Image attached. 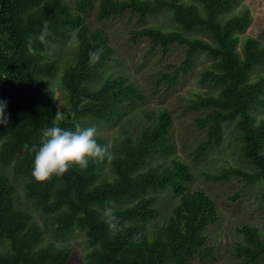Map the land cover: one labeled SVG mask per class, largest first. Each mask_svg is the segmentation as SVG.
I'll return each mask as SVG.
<instances>
[{"label": "trees", "instance_id": "1", "mask_svg": "<svg viewBox=\"0 0 264 264\" xmlns=\"http://www.w3.org/2000/svg\"><path fill=\"white\" fill-rule=\"evenodd\" d=\"M238 2L100 0L97 16L108 18L127 9L141 19L166 13L171 28L142 27L131 37L148 38L151 51L157 46L185 48L180 65L160 73L159 82L166 86L191 67L198 53L211 59L199 80L212 89L187 105L208 110L195 118L206 135L197 144L195 158L221 144L224 128L233 124L241 153L254 172L226 166L211 177L239 176L254 183L264 180V116L254 114L264 105V74L255 72L264 68V45L239 35L251 18L248 8L228 15ZM92 4L93 0H75V7L66 0H0V100L6 101L7 118L0 123V243L7 246L0 252V264H71L68 246L42 242L41 226L21 205L4 168L22 180L26 197L50 219L57 235L65 238L75 229L83 231L88 264H194V258L202 260L212 253L204 230L216 221L218 208L204 190L191 188L193 175L186 163H150L173 150L167 110L147 111L148 122L137 134L119 139L109 150L110 159H90L85 169L73 165L45 181L32 175L33 153L26 145L39 146L42 129L59 124L74 130L88 119L111 121L142 97L140 88L123 75L92 84L112 54L104 30H91L86 23L84 12ZM73 31L76 47L60 77L67 102L59 109L49 79L59 68L55 55L61 54L60 45ZM92 52L99 58L92 59ZM58 114L63 119H57ZM97 140L104 144L100 137ZM163 191L176 200L165 222L150 231L146 222L158 214L155 201ZM260 197L264 204V190ZM241 231L246 244L239 246V255L244 264H257L264 257V239L256 227L244 225Z\"/></svg>", "mask_w": 264, "mask_h": 264}, {"label": "rangeland", "instance_id": "2", "mask_svg": "<svg viewBox=\"0 0 264 264\" xmlns=\"http://www.w3.org/2000/svg\"><path fill=\"white\" fill-rule=\"evenodd\" d=\"M66 1L75 4V0ZM99 2L100 0H93L92 7L87 8L84 16L91 30L98 28L104 30L107 44L112 47V54L92 84L97 86L106 77L123 75L140 88L142 97L114 120L88 119L81 124V127L95 126L96 137H100L108 150H111L122 137L135 135L140 131L148 122L147 111L167 110L171 115L169 137L173 150L169 155H157L150 163L167 166L174 159L186 163L193 175L191 188L204 190L215 200L218 208L216 221L204 230L207 245L212 246V253L202 260L196 257L193 262L194 264H244V257L239 255L238 250L240 245L246 244L241 227L244 225L256 227L264 239V204L260 197L264 190V180L248 183L239 176H232L226 180L211 177L226 166H236L254 172V167L241 153V140L233 124H228L224 128L221 144L210 149L200 158H195L197 144L206 138L205 131L197 126L195 118L204 115L208 110H194L187 105L199 93L212 89L199 80L201 70L210 64L211 59L203 53H198L191 67L181 72L173 85L166 86L163 81L159 82L160 73L170 72L180 65L184 59L185 48L171 45L167 50H163L157 46L151 51L148 38L131 40L133 32L142 27L163 25L165 28H171L166 13L147 14L141 19L137 13L127 9L122 14L100 19L97 16ZM243 8L249 9L251 19L245 31L239 35L241 38L254 37L264 45V0H239L228 15L240 13ZM195 36L206 38L199 34ZM76 42L77 35L73 31L60 45L61 54L55 55L59 68L55 77L49 79V85L54 91L55 102L59 109L67 102L66 92L60 84L61 69L73 54ZM238 47L241 48L240 43ZM257 71L264 74V68L255 70ZM254 114L257 118L264 116V105L258 111H254ZM2 171L14 183L21 205L41 226L42 242L66 245L71 249V264H88L86 256L88 246L83 231L75 229L67 237L61 238L54 232L55 226L50 219H47V216L26 197L22 180L15 177L11 168H4ZM235 193H238V196L232 198ZM175 200L167 191L159 193V198L155 201L159 212L156 217L146 222L150 231L159 228L165 222ZM6 249V244L0 243V252ZM257 264H264V257Z\"/></svg>", "mask_w": 264, "mask_h": 264}, {"label": "clouds", "instance_id": "3", "mask_svg": "<svg viewBox=\"0 0 264 264\" xmlns=\"http://www.w3.org/2000/svg\"><path fill=\"white\" fill-rule=\"evenodd\" d=\"M90 55L92 59L99 58L98 52ZM5 107L6 101L0 100V123L7 122ZM57 119H63L62 114H58ZM26 147L33 153L32 175L38 181H45L54 174L61 176L73 165L85 169L90 159L103 161L111 158L107 145L98 142L95 126L77 125L72 130L53 124L41 130L39 146Z\"/></svg>", "mask_w": 264, "mask_h": 264}]
</instances>
